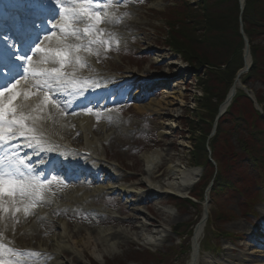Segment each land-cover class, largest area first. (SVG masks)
I'll return each mask as SVG.
<instances>
[{
	"label": "rangeland",
	"instance_id": "rangeland-1",
	"mask_svg": "<svg viewBox=\"0 0 264 264\" xmlns=\"http://www.w3.org/2000/svg\"><path fill=\"white\" fill-rule=\"evenodd\" d=\"M177 1L179 0H125L117 6L116 0H112L105 9L108 13V22L99 26L104 30V34L96 36V40L103 41V44H93L91 52L84 51L82 47L77 54L87 61L88 66L79 68L105 82L115 80L118 74L129 72L140 77L151 76V79L159 83L165 82L164 87L159 86L151 92L150 89L147 91L146 86L142 88L138 86L136 89L122 87L117 89L116 95L110 97L112 99L118 96L121 99H112L106 109L92 108L91 114H87V110L76 111L75 115L96 117L94 123L96 130L101 129L98 126L104 125L103 132L95 136L97 154L100 156L98 159L102 162L108 161L110 164L103 163L102 173L91 172L89 180L94 181V184L89 188L86 182L81 184L83 186L68 184L67 187H54L56 184L48 183L54 188L53 198H58L61 202H70L64 199L66 195L71 194L68 190L78 188H82L81 191L88 194V199L84 200L82 206L77 207V203H72L79 209H74V206H64L66 215L63 216V213L54 210L53 214L56 215L54 217L60 218L68 225L66 235H61L62 232L53 223L41 219L37 229L32 227L24 232L23 228L15 227V233H10V237L18 242L16 245L38 249L41 247L39 244L46 242L45 248H48L47 256H49L56 251L48 242V238L50 236L58 238L61 235V242L67 246V250L58 251L60 264H71V259L74 260L73 264H187L191 257L193 231L204 211L201 204L203 198L200 200L197 195L206 179L205 170L201 172L200 166L193 165L191 154L196 150V137L199 134L194 130L191 131L188 122L198 116L197 98L202 96L199 79L202 78L205 69L195 66L198 71H186L178 76V70L185 61L168 50L165 40L159 37L167 33L165 22H162L166 12L161 9L168 3ZM186 1L190 4L196 2V0ZM115 15L118 16L116 23L113 19ZM73 41L76 44L81 43L80 40L73 39ZM255 43L264 46L262 39ZM74 67L79 69L78 66ZM237 89L244 94L245 89L250 91L249 94L259 107L257 110L255 107V110L262 112L264 116V102L259 104L255 98L256 93H259L264 99L263 85L257 81L249 84L240 81ZM139 98L143 99L141 103L144 105L150 100L155 104L161 103L160 108H154V112L150 113L140 111L138 107L142 104ZM44 117H49V114ZM106 131L107 134L104 135ZM211 138L210 133L208 139ZM65 140L71 142L72 139ZM79 140L78 145L73 144L75 150L85 148L86 142ZM232 145L237 153L239 147L236 138H232ZM152 152H157L163 157L160 163V175L156 176L157 181L166 179L169 165L183 169H199L202 178L195 183L196 185L194 184L190 192L191 196L199 199V204L193 201L195 207L185 206L180 199H173L169 195H153L154 192L145 181L147 168L142 158L143 155ZM103 155L105 160L102 158ZM213 166L217 168L216 164ZM105 175L114 176L118 181H113L112 183L115 184L110 186L104 180ZM211 178L215 186L218 177L214 175ZM142 184L145 186L143 191L135 188ZM244 186L249 185L242 184L239 188ZM122 187L133 190L132 194L122 190ZM93 195L96 197L90 198ZM246 196L247 201H250L257 200L258 195L255 190H250ZM256 204V213L260 219L257 223L255 219H251L252 217L246 219L243 215L246 210L229 197L210 200L207 205L208 222L200 240L199 264H234L239 263L237 261L240 260L246 261L244 264H264L260 259L253 258L264 253V247L262 248L264 204L263 202ZM144 206H147L146 211ZM81 207H86L89 215L80 213ZM134 216L138 217V222L135 224L128 221ZM251 223L256 225L258 235L250 239L248 235L252 229ZM141 226L145 228L142 229ZM176 229L178 234L175 233ZM101 230L108 231L110 234L108 237L115 236L116 233H124L127 236L118 237L113 241L109 238L106 245L104 238L95 234L96 231ZM216 232H224L230 237L227 239L231 245L224 237L215 236ZM185 234L190 236L186 237ZM217 238H219L218 242ZM114 243L115 246L110 248L109 245ZM212 245H218L219 252H208ZM252 251L253 256L250 255Z\"/></svg>",
	"mask_w": 264,
	"mask_h": 264
},
{
	"label": "trees",
	"instance_id": "trees-1",
	"mask_svg": "<svg viewBox=\"0 0 264 264\" xmlns=\"http://www.w3.org/2000/svg\"><path fill=\"white\" fill-rule=\"evenodd\" d=\"M244 4L240 14L238 0H196L194 4L182 0L168 7L163 19L167 33L161 37L167 48L193 68L205 69L199 79L202 96L197 98L198 116L188 122L191 131L199 134L196 150L191 154L193 165L206 172L197 195L200 200L207 180L214 175L218 179L210 193L212 201L229 197L246 203L250 190H255L256 186L264 188V120L240 89L225 115L217 121L215 136L208 139L217 110L234 84L237 73L243 69L245 46L241 26L252 57V68L240 78L241 82L257 81L264 87V46L255 43L259 39L264 41V0H245ZM255 96L258 103L263 104V97L259 93ZM232 138L238 143L237 153ZM210 158L217 165L216 169ZM252 171L255 175L251 174ZM238 184L249 186L239 188L241 185ZM256 198L246 203L249 209L263 198L261 191ZM181 203L195 207L190 200ZM175 233L178 234L177 229Z\"/></svg>",
	"mask_w": 264,
	"mask_h": 264
},
{
	"label": "snow or ice",
	"instance_id": "snow-or-ice-1",
	"mask_svg": "<svg viewBox=\"0 0 264 264\" xmlns=\"http://www.w3.org/2000/svg\"><path fill=\"white\" fill-rule=\"evenodd\" d=\"M111 2L112 0H105L103 3L100 0H30V6L34 8L44 10L52 4L59 9L54 19L50 17L53 21L51 28H58L59 36L56 31L45 35L47 41H52L53 37L57 38L55 48L45 47L43 42L39 41L27 55L15 56V59L23 64V71L19 76L33 83L43 94V99L41 102L36 92H22L18 87L20 80L11 83L10 87H0V150L20 138L27 141L28 147H42L35 136L40 117L33 113L41 112L48 105L59 106L61 101L56 98V94L60 89L67 90L68 86L72 85L74 90H82L75 87V71L66 73L64 69L72 63L73 52L79 53L82 47L84 51L91 52L93 44H103V41L96 40V36L104 34V30L99 26L108 22L105 9ZM122 2L125 0H116L117 6ZM57 16L59 21H56ZM84 36L90 37L86 46L68 43L69 40H80ZM5 39V36L0 35V43L5 48L15 50V42L10 38L5 42ZM36 54H39V57L34 61L33 56ZM57 64L59 67L55 66ZM75 65L80 68L86 66L78 55L75 57ZM33 97L35 99H32ZM91 113L92 109H88L87 114ZM32 171L27 162L14 153L0 155V213H11L15 217L22 211L27 216L29 210L36 206L42 185L32 176ZM0 250L13 251L3 244H0ZM0 264H4V261L0 260Z\"/></svg>",
	"mask_w": 264,
	"mask_h": 264
},
{
	"label": "bare ground",
	"instance_id": "bare-ground-1",
	"mask_svg": "<svg viewBox=\"0 0 264 264\" xmlns=\"http://www.w3.org/2000/svg\"><path fill=\"white\" fill-rule=\"evenodd\" d=\"M64 1V0H62ZM101 2V1H100ZM116 17V15H115ZM113 18L115 20L114 23H116L117 19ZM58 21H59V17L57 16ZM59 36V34H57ZM86 37V36H85ZM83 37L81 39V42L86 41L87 38ZM55 39V44H52L51 47L55 48L57 46V38L53 37ZM48 47V46H47ZM78 54L73 53L71 60L72 63L66 65L65 68H73V65H75V63H73V61H75V57ZM36 56V55H35ZM37 58L39 56H36ZM78 66V65H75ZM45 67H51V66H45ZM75 70V69H73ZM73 70H70V73L73 72ZM88 73V72H87ZM79 75H83V78L86 77V72H78ZM143 79V78H142ZM147 82L144 81V83H149L152 81H155L153 78L151 79V76H149ZM27 83V84H26ZM103 83L101 82H95L93 83L94 87L97 86H101ZM161 87L164 86V84H160ZM11 86V84H10ZM9 86V87H10ZM19 89L23 92V91H31V92H35L34 90V86L33 84L30 85V82L28 80H26L25 78H23V80H20V85L18 86ZM31 87V88H30ZM33 87V88H32ZM156 89H152L149 90V92L151 91H155ZM40 97V101L42 102L43 99V94H38ZM57 99H59L58 97H56ZM32 99H35V97H33ZM60 100V99H59ZM140 101V104H142L141 102L143 101V99H138ZM138 101V102H139ZM31 102V101H30ZM62 103V102H61ZM161 103L159 104H155L154 101L150 100L149 103L147 105H140L138 107V110L143 111L145 113H150V112H154V108H160ZM33 106H35L33 104ZM45 113H43L40 117V120L37 124V132L35 133L36 136V140L40 141V144L42 145V147H28L27 146V141H25L23 138H20L16 141L19 142V144L17 145V147L19 148L18 151L21 152H27L28 156L30 159H34V157L37 156H45L44 154H42V149L44 148H50L54 153H60L61 155H66L68 154L69 156H71L72 154H75L74 151L70 150V148L73 146V144H79L80 141L79 139L84 140L85 143V150L84 152H88L90 156H93L95 158H98L100 156H98L97 152H98V148L96 145V138L95 136L99 133V132H103V130L105 129L104 125L102 126H98L101 129L96 130L94 127V123L96 122V117L91 118L89 115H80V114H74L72 107L64 105V107H62V105L60 104L59 106H55V105H48L46 108H44ZM34 114V113H33ZM46 114H49V117L45 118L44 116ZM36 115V114H35ZM43 117V119L41 120V118ZM107 134V131L104 133V135ZM72 139L71 142H66L65 139ZM95 143V144H94ZM33 144L35 145V141H33ZM52 148H56L55 150H53ZM101 149V148H99ZM84 152L82 154H84ZM80 154V153H79ZM77 155H73V157H77ZM79 156H82L81 154ZM28 158V159H29ZM45 158V157H44ZM89 160H91V158L88 156L87 157ZM102 158H105V155L102 156ZM143 158V162L145 165L146 171V179L145 180L151 187V189H155L156 193L158 192H162L163 194L165 193V195H171V196H177L180 198H186L188 197V195L190 194V192L193 189L194 184L196 183V181L198 179H200V172L198 168H193V169H187V168H181V167H171L170 165L168 166V173L165 175L166 179H163V181L159 180L157 181L156 176H159V169L161 168V160H162V156L159 155L157 152H152L150 154H146L142 156ZM169 160V159H168ZM93 161V160H92ZM95 163H98L97 161H94ZM106 182L112 185H114L115 183H112L113 181H118V179L114 176H110V177H106L104 179ZM92 184H94V182H92ZM110 185V186H112ZM133 188V187H132ZM46 189L50 190L53 189L50 186H46L42 185L41 189H40V195H39V200L37 201V204L35 207L31 208L29 210V215L25 216L24 213L21 211L20 213H17L15 217H13L11 215V213H0V222L2 224H0V228L3 226H5L7 223H14V227H20L24 229V232H27L28 230L32 229V227H34V229L38 227V224L40 223V219L45 216V218H50L52 216H55L54 210H58L57 205L55 204V202L57 201V199L53 198V194L50 191H46ZM86 190V188H84ZM110 189V187H109ZM122 190H124L127 193L131 192V189H127L125 187L121 188ZM82 188H78L75 190H68V193H71L70 195H66L68 203H66L65 201L63 203L66 204H72V203H80L82 202L84 199H88V194L84 191H81ZM54 193V192H53ZM158 195V194H157ZM96 197L95 195L91 196L90 198ZM73 205V204H72ZM49 208V209H47ZM50 208H54V209H50ZM205 208L207 209V212L209 210V208L207 206H205ZM144 210H147V206H144ZM135 211V210H133ZM136 212V211H135ZM42 214V215H40ZM139 214V213H138ZM66 215L65 213L62 214ZM61 216V215H60ZM206 216V214H205ZM202 217L203 218H205ZM53 218V217H52ZM131 223H137L138 222V217L134 216L133 219L128 220ZM203 219L202 221H199V223L197 224V227L194 229V233L192 235V240L193 241V246L191 249V257L189 258L187 264H199V260H200V243H201V238L203 236L204 233V227L206 224V221ZM156 222V221H155ZM154 222V223H155ZM53 225L58 227V230L61 233V235H66V230L68 225H66L65 222H63V220H60V218L55 219L53 221ZM30 226V227H29ZM142 229L145 228V226H141ZM12 229V228H11ZM1 232V231H0ZM96 235H101L102 238H104V242H106V245H108L107 243L109 242V238L110 241H113L115 239H117L118 237H124L126 238L127 235L123 234H119L116 233L115 236L112 237H108V231H96L95 232ZM253 235L255 233H252ZM59 236L58 238H55L54 236H50L48 239V242L51 244V246L54 248L53 250H55L56 252L51 253L48 258L47 256H43L42 259L39 260L40 264H60V258L58 257V251L60 250H64L66 251L67 246L63 245L61 240H62V236ZM256 235V234H255ZM73 236H77V235H73ZM72 236V238H74ZM117 236V237H116ZM43 250L47 251L48 248L46 242H44V244H39ZM115 246V243L112 245H109V247H113ZM253 251L250 252V255L253 256ZM253 258H256L255 260H258L259 257L257 256H253ZM264 256L262 257L263 260ZM239 262V264H244L246 261L244 260H240L237 261ZM37 263V264H39ZM74 263V260L71 259V264ZM258 263V261H257Z\"/></svg>",
	"mask_w": 264,
	"mask_h": 264
},
{
	"label": "water",
	"instance_id": "water-1",
	"mask_svg": "<svg viewBox=\"0 0 264 264\" xmlns=\"http://www.w3.org/2000/svg\"><path fill=\"white\" fill-rule=\"evenodd\" d=\"M244 0H239V4H240V12H242L243 10V7H244V4H243ZM241 33V36H243V39H244V46H245V50H244V54H243V57H244V66H243V70L239 71V73L237 74L236 76V80L234 82V85L233 87L231 88V91L230 93L228 94V96L226 97V99L224 100V104L220 107L219 111V115L217 118H220L224 113H225V109L230 105V102L232 101L231 99L235 96V93H236V88H238L240 86V77L243 76L244 74H246L250 69H251V57L249 55V49H250V46H249V43H248V39L246 36H244V33H243V30L241 29L240 31ZM246 93H248L249 91L247 89H245ZM249 98L252 99V96L249 95ZM254 104H255V107H256V110L259 108L258 105L256 104L255 100L252 99ZM205 214H207L206 210L204 212Z\"/></svg>",
	"mask_w": 264,
	"mask_h": 264
}]
</instances>
